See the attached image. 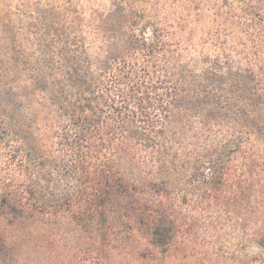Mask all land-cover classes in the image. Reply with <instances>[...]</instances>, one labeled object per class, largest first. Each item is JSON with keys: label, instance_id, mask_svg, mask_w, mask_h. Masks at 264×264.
Returning <instances> with one entry per match:
<instances>
[{"label": "trees", "instance_id": "16d2710c", "mask_svg": "<svg viewBox=\"0 0 264 264\" xmlns=\"http://www.w3.org/2000/svg\"><path fill=\"white\" fill-rule=\"evenodd\" d=\"M204 3L186 0L196 14ZM242 9L264 29V0H244ZM93 12L87 27L101 41L94 57L49 11L31 24L41 33L39 55L25 59V73L1 72L0 52V142L24 175L17 185L0 182V212L22 236L0 229V264H166L180 229L173 181L185 171L186 187L205 185V198L235 215L247 211L249 189H264V171L226 177L244 141L264 144V39L241 54L217 36L213 55L184 61L181 45L133 5L110 0ZM215 18L223 16L216 10ZM17 62L8 58L13 69ZM64 181L72 192L61 195ZM65 201L81 258L61 254L54 218ZM135 229L148 236L143 253Z\"/></svg>", "mask_w": 264, "mask_h": 264}, {"label": "rangeland", "instance_id": "374dc122", "mask_svg": "<svg viewBox=\"0 0 264 264\" xmlns=\"http://www.w3.org/2000/svg\"><path fill=\"white\" fill-rule=\"evenodd\" d=\"M109 1L0 0V52L4 53V56H1L4 61V69L1 72L8 73L13 79L15 74L25 73V59L29 58L30 62H34L33 59L38 57V39L41 33L32 28L31 24L37 23L40 13L48 11L54 17L55 23L64 25L73 41L83 40L89 54L94 57L101 46V41L98 38L94 39L87 22L93 11L107 8ZM121 1L133 5L144 13L145 19L158 25L163 30L166 40L173 37L187 55L184 61L192 58L198 60L204 53L213 55L217 50V43L214 40L217 36L221 39L230 38L227 46L233 47L237 52L241 51V54L243 51L250 54L254 42L264 39V29L255 26L250 16L242 15L244 0H229V7L221 6L222 0H205L204 7L197 14L188 11L186 0ZM216 10L223 16L219 22H216ZM182 13L186 17H182ZM181 25L183 28L179 29ZM250 26L255 28L249 32ZM239 39L242 45L237 44ZM54 48L56 47L53 46L52 49ZM246 54L241 56L238 53L237 59L244 63ZM8 58H15L18 61L14 69L9 65ZM186 152L191 153V148ZM250 162L254 163L255 167H245ZM228 163L226 177L229 179L252 175L253 170L254 175H258L260 171H264V144L251 136L243 142L241 153L229 159ZM20 170L19 164L15 166L13 162L10 163L4 141H1L0 182L12 181L15 185L20 184L24 179ZM191 174L190 170L185 171L183 177L179 176L173 181L176 187L171 192V207L177 215L180 229L175 235L166 264H264V248L259 247L256 238L264 228V189L260 186L249 189L250 200L242 204L247 211L235 215L220 206L217 201L211 202L205 198V185L201 187L196 185V188L186 187L184 179ZM71 186L68 181L62 182L58 193L66 195L72 192ZM185 196L186 202L183 200ZM65 203L66 201L59 209V216L54 218L59 230L56 236L60 241L61 254L68 250L70 256L79 255L81 258L84 246L82 249L74 248L78 239L76 232L69 230L68 207ZM251 213H254L255 218ZM8 219H10L8 214L0 212V229L3 235L8 239L21 238V232L15 230ZM245 226L249 227L246 231ZM130 235L134 238L133 245L141 253L150 248L148 236H144L138 229L132 231ZM134 264L149 263L137 259Z\"/></svg>", "mask_w": 264, "mask_h": 264}]
</instances>
